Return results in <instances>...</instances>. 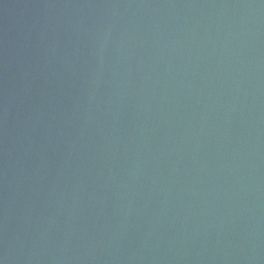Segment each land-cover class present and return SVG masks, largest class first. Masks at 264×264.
<instances>
[{
	"label": "water",
	"instance_id": "95a60500",
	"mask_svg": "<svg viewBox=\"0 0 264 264\" xmlns=\"http://www.w3.org/2000/svg\"><path fill=\"white\" fill-rule=\"evenodd\" d=\"M0 264H264V0H0Z\"/></svg>",
	"mask_w": 264,
	"mask_h": 264
}]
</instances>
